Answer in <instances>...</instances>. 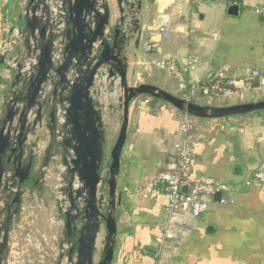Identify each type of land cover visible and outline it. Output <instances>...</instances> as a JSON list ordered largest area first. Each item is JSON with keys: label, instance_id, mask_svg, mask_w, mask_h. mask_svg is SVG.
Segmentation results:
<instances>
[{"label": "crops", "instance_id": "obj_1", "mask_svg": "<svg viewBox=\"0 0 264 264\" xmlns=\"http://www.w3.org/2000/svg\"><path fill=\"white\" fill-rule=\"evenodd\" d=\"M261 1L241 0L237 12L230 13L229 0H133L129 19H137L138 27L121 46L128 83H151L177 93L174 76L140 63L143 44L151 42L152 61L171 57L183 68L190 58L197 60L186 72L191 83L215 78L239 80L236 92L229 96L197 95L194 102L218 106L264 98L258 78L250 77L257 69L264 78V15L255 11ZM26 7V0H0V43L8 37V28L23 32L28 28ZM103 8L108 11L106 31H113L119 2L103 0ZM164 14L169 17L167 35L159 31ZM24 49L20 44L15 50ZM6 67L7 60L0 55V125L5 114L2 100L15 75ZM100 81V95L92 96L103 116L104 175L120 125V116L115 117L107 107L114 104L120 88L116 81L114 90L109 91L106 75ZM182 116L183 112L161 99L139 96L130 102L112 213L116 232L111 264H264V186L243 184L264 161V110L218 119L190 117L193 155L189 179L212 177L238 190L231 204L211 205L198 217L178 209L169 220L168 197L155 189L154 182L168 168L166 157L180 138ZM47 149L50 157L63 152L62 144L46 139L44 150L33 157V178L24 187V196H37L51 205L49 190L38 180ZM27 158L28 153L25 161ZM103 237L91 254L92 264H98L103 256ZM64 238L61 235L59 239Z\"/></svg>", "mask_w": 264, "mask_h": 264}, {"label": "water", "instance_id": "obj_2", "mask_svg": "<svg viewBox=\"0 0 264 264\" xmlns=\"http://www.w3.org/2000/svg\"><path fill=\"white\" fill-rule=\"evenodd\" d=\"M228 12L236 13L241 0H229ZM26 22L28 28L24 39V47L31 51L30 39L38 38L40 50L35 74L25 83L23 90L12 92L10 102L5 104L4 118L0 125V199L8 197V190L15 184L24 188L30 179L32 171L33 153L36 140L28 143L31 132L27 125V113L35 104L36 120L40 119L42 105H50L48 110V130L53 134L56 128V105L67 102L65 109V123L63 129L66 136L59 142L63 146L64 155L67 149L73 153L70 159L69 174H76L82 183V189L76 190L73 195L68 193L70 209L63 214V241H70L72 245L67 251V258L72 264H92V252L95 245L103 237V256L98 264H111L113 259V235L116 232V222L113 216L115 207L116 180L120 171L122 148L126 141L128 114L130 102L139 96H149L161 99L172 105L175 109L196 118L218 119L233 115H244L264 110V98L228 105H206L186 100L176 94L170 93L151 83L130 85L127 80L125 57L121 53V46L138 27V20L129 19L133 2L118 0L119 17L113 31H106L108 24V11L103 8V0H68L67 28L64 31L63 60L58 66L52 61V38H46V26L41 25L36 16L38 0H26ZM128 18L126 31L122 23ZM112 34V38L110 35ZM121 36L119 42L117 38ZM20 67V65H18ZM50 70H53L52 88L50 97L42 103L36 101L43 84L47 82ZM70 74L72 77H70ZM107 76L109 91L114 90L118 81L121 95L116 104L108 105L115 117L120 116L119 129L115 142L110 150V162L102 175L103 167V129L102 113L99 105L92 95L99 96L102 82L100 78ZM21 79L19 70L15 71L12 87ZM95 82L97 84H95ZM23 93L21 97L19 94ZM22 102L20 109L15 108V102ZM12 103V104H11ZM15 126H12V122ZM54 142V141H53ZM58 143V142H56ZM28 158L25 161V155ZM45 162L51 158L49 149L46 150ZM9 171L14 179L12 184L3 179L5 172ZM84 190L83 207L80 209L76 199ZM183 188V192H185ZM220 193L214 194L218 200ZM16 204V209L9 211V202ZM6 203L7 216L3 221L6 232L10 222V213L18 209L21 201V191L18 190ZM10 222L6 224V218ZM81 220L80 228L75 225ZM101 229L103 232L101 234ZM63 236V237H64ZM6 244V235L0 243V259L3 256Z\"/></svg>", "mask_w": 264, "mask_h": 264}, {"label": "built area", "instance_id": "obj_3", "mask_svg": "<svg viewBox=\"0 0 264 264\" xmlns=\"http://www.w3.org/2000/svg\"><path fill=\"white\" fill-rule=\"evenodd\" d=\"M133 2V0H128ZM255 11L264 15V0L255 6ZM36 16L41 25L46 26V38H52V61L54 66H58L63 60V45L65 42L64 31L67 28L68 20V0H38ZM122 23V29L126 31L128 18ZM159 31L163 35L169 32V17L162 15ZM8 37L0 43V55L6 58L8 73L20 71L21 80L12 87L2 100V109L10 102L12 92L18 93L23 90L25 83L35 74L37 62L40 55L38 48V38L30 39L31 51L26 49L16 52V47L24 44L27 36L26 32L17 27L8 28ZM153 49L151 42H146L142 46L140 63L142 65L152 64L158 69L175 77L177 81V93L179 97L192 100L197 95L203 96H229L236 92L238 79H209L201 83H191L186 78V72L194 68L197 60L190 58L185 67H179L174 59L166 57L152 61L150 53ZM20 65V67H18ZM53 70H50L47 82L43 84L36 99L41 105L50 97L53 80ZM70 77L72 75L70 74ZM251 78H258L259 85L264 94V78L260 76L257 69L250 73ZM247 86H251L248 83ZM121 95V90L117 92L116 100ZM12 104V103H11ZM22 102H15L14 107L20 109ZM37 105L32 106L27 113V125L31 132L28 135V143L38 138L36 146L32 148L33 155H38L46 147V139L50 142H61L66 136L63 129L65 123V109L67 102L56 105V128L53 134L48 130V110L42 105L41 116L36 120ZM190 115L183 113L178 126L180 138L173 145V150L166 157L168 168L162 172L154 182L157 191L164 193L168 197L167 215L171 220L178 209L187 211L191 216L198 217L211 205H228L233 203L234 194L238 190L227 182H223L212 177L192 181L189 179L191 161L193 155V141L189 134ZM15 126V122H12ZM73 153L67 149L64 155L52 156L50 161L43 163L38 168V180L50 192L53 204L48 205L37 196H24L25 189L18 188L15 184L8 190V197L0 199V243L6 235L4 253L0 259V264H72L67 258V251L72 245L70 241H60L63 233V214L70 209L68 193L75 194L76 190L82 189V183L76 174H69L71 167L70 159ZM3 179L12 184L14 179L9 171L5 172ZM245 186L257 184L264 186V161L261 162L243 181ZM185 188V192H183ZM21 191V201L16 212L10 213L11 222L4 231L3 221L7 216L6 203L12 195ZM220 193L218 200L214 199L215 193ZM86 193L81 190V195L76 199L78 207L81 209L84 204ZM82 221L76 220L75 225L80 228Z\"/></svg>", "mask_w": 264, "mask_h": 264}, {"label": "trees", "instance_id": "obj_4", "mask_svg": "<svg viewBox=\"0 0 264 264\" xmlns=\"http://www.w3.org/2000/svg\"><path fill=\"white\" fill-rule=\"evenodd\" d=\"M20 80H21V79H20ZM254 84H256V83H253V85H254ZM19 95H20L21 97L24 96L23 93H21V94H19ZM143 97H147V98H149L150 101H151V100H157L156 98L149 97V96H143ZM45 105H46V108H47V109L50 108V105H49V104L46 103ZM30 184H31V182L29 183L28 181L25 183L26 186H29ZM11 209H12V210L16 209V204H13V203L10 201V202H9V211H10ZM9 222H10V220H9V218L7 217V218H6V224L9 223Z\"/></svg>", "mask_w": 264, "mask_h": 264}, {"label": "rangeland", "instance_id": "obj_5", "mask_svg": "<svg viewBox=\"0 0 264 264\" xmlns=\"http://www.w3.org/2000/svg\"><path fill=\"white\" fill-rule=\"evenodd\" d=\"M32 178H33V176L30 174V179L28 180L29 183L32 181ZM43 187H45V186L43 185ZM45 188H46V187H45ZM46 189H47V188H46Z\"/></svg>", "mask_w": 264, "mask_h": 264}]
</instances>
